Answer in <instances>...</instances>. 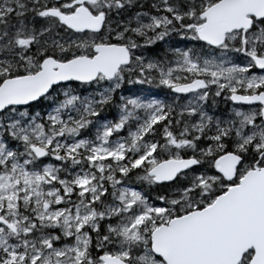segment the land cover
Segmentation results:
<instances>
[{
    "label": "snow or ice",
    "instance_id": "obj_1",
    "mask_svg": "<svg viewBox=\"0 0 264 264\" xmlns=\"http://www.w3.org/2000/svg\"><path fill=\"white\" fill-rule=\"evenodd\" d=\"M0 264H264V0H0Z\"/></svg>",
    "mask_w": 264,
    "mask_h": 264
}]
</instances>
